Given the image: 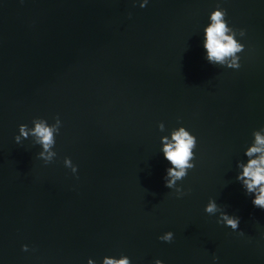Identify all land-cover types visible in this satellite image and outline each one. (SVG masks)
Returning a JSON list of instances; mask_svg holds the SVG:
<instances>
[{
    "label": "water",
    "instance_id": "obj_1",
    "mask_svg": "<svg viewBox=\"0 0 264 264\" xmlns=\"http://www.w3.org/2000/svg\"><path fill=\"white\" fill-rule=\"evenodd\" d=\"M217 3L245 29L238 69L203 58ZM57 116L49 163L14 141L20 123ZM177 124L197 139L179 197L159 151ZM261 124L264 0H0V264H264V209L235 180ZM209 197L236 231L203 211Z\"/></svg>",
    "mask_w": 264,
    "mask_h": 264
},
{
    "label": "clouds",
    "instance_id": "obj_2",
    "mask_svg": "<svg viewBox=\"0 0 264 264\" xmlns=\"http://www.w3.org/2000/svg\"><path fill=\"white\" fill-rule=\"evenodd\" d=\"M137 0H133L136 3ZM139 7L143 8L148 0H138ZM226 11L217 3L209 13L208 22L203 26L201 46L203 48V58L213 65H220L231 69L240 67V56L238 55L245 48L242 39L245 36L244 28H234L227 21ZM61 120L57 116L53 122L49 123L43 117H34L31 121V127L20 123L18 132L13 139L20 143L23 139L32 138V143L39 145L40 150L36 153L37 158L45 164L49 163L56 156L54 150L55 135L60 130ZM157 128L164 131V123L158 122ZM160 153L167 167L162 177L164 186L168 189H174L177 197L184 195L185 190L177 183L187 175L189 169L195 166V149L197 146L196 136L183 124L171 128L166 135L160 136ZM243 157L245 159L236 160L235 180L238 181L245 193L251 196L253 207L264 209V124L252 130L251 140L243 148ZM63 164L75 175L77 165L74 164L68 156L63 158ZM222 206L218 205L214 198L209 197L204 205L203 211L209 215L217 214L216 222L230 227L233 231L238 229L239 217L229 214ZM238 231L237 235H243ZM173 238L171 230L164 231L157 236L158 240L169 242ZM22 251L28 250L27 244L21 245ZM217 257L212 256L215 264ZM86 264H97V261L89 257ZM99 264H130L127 255L118 256L104 255ZM153 264H164L160 259H155Z\"/></svg>",
    "mask_w": 264,
    "mask_h": 264
}]
</instances>
